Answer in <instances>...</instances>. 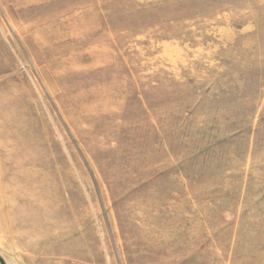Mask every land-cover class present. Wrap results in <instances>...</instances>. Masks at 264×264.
I'll return each mask as SVG.
<instances>
[{
  "label": "rangeland",
  "instance_id": "1",
  "mask_svg": "<svg viewBox=\"0 0 264 264\" xmlns=\"http://www.w3.org/2000/svg\"><path fill=\"white\" fill-rule=\"evenodd\" d=\"M0 257L264 264V0H0Z\"/></svg>",
  "mask_w": 264,
  "mask_h": 264
},
{
  "label": "water",
  "instance_id": "2",
  "mask_svg": "<svg viewBox=\"0 0 264 264\" xmlns=\"http://www.w3.org/2000/svg\"><path fill=\"white\" fill-rule=\"evenodd\" d=\"M0 263H1V264H4L3 260L1 259V257H0Z\"/></svg>",
  "mask_w": 264,
  "mask_h": 264
}]
</instances>
